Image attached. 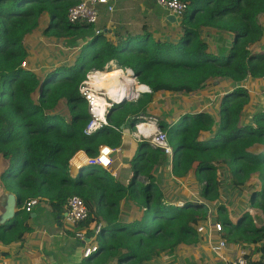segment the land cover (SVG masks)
Segmentation results:
<instances>
[{"label": "trees", "instance_id": "obj_1", "mask_svg": "<svg viewBox=\"0 0 264 264\" xmlns=\"http://www.w3.org/2000/svg\"><path fill=\"white\" fill-rule=\"evenodd\" d=\"M178 1L187 8L180 17L179 37L169 42L155 39L145 28L135 35L118 31L117 40L111 41L107 31L99 32L105 28H97L99 18L94 25L69 23L68 11L79 0H0L1 177L13 178L21 209L11 222L0 226V245L22 241L30 230L23 209L29 199L46 200L53 215L60 216L72 196L80 197L88 212L78 228L104 223L95 235L96 250L84 258L85 264H110L113 260L145 264L179 245L198 241L194 225L203 221L208 208L195 201L182 206L164 202L153 175L156 167L168 161L164 149L140 142L129 163L131 177L126 186L100 166H89L75 178L69 174V162L77 152L93 158L101 146L119 147L120 127L133 130L142 123V111L158 92L188 96L203 90L210 81L241 83L248 77H264V50L253 48L264 35V0ZM44 15L48 17L46 37L65 39L72 48L79 36L88 34V40L79 48L72 66H60L39 77L24 68L28 56L24 41L40 26ZM204 29L231 37L225 53L209 50L201 37ZM112 69H130L136 83L148 87L150 93L141 94L136 101L121 102L130 83L124 78L117 95L121 103L110 109L108 125L85 136L90 116L79 87L90 72L111 73ZM247 102V92L238 87L221 98L217 123L202 111L183 114L175 123L159 119L156 125L171 150L174 178L183 179L196 165L195 176L203 182L201 197L207 202L220 197L222 168L238 189L251 179L260 180V190L252 193L250 205L264 217V112H258L251 125L243 123ZM61 104L68 109V120L56 113ZM214 125L217 130L213 136L199 140L200 133L212 134ZM255 145L263 151H249ZM125 200L136 206L123 205L131 211L128 222L120 218ZM136 208L142 210L141 215ZM218 212L228 241L261 246L264 251V222L256 227L252 216L244 213L232 223L224 206H219Z\"/></svg>", "mask_w": 264, "mask_h": 264}, {"label": "crops", "instance_id": "obj_2", "mask_svg": "<svg viewBox=\"0 0 264 264\" xmlns=\"http://www.w3.org/2000/svg\"><path fill=\"white\" fill-rule=\"evenodd\" d=\"M111 3L113 4L112 12H107L106 8H100L101 15L98 17L99 22L97 24V28L105 26L103 30L100 29V32L107 31V38L111 41L117 40L116 35L118 31L122 30L125 34L135 35L141 34L143 28L152 33L155 39H167L168 36L163 37L157 27L159 24H162L163 27L166 26L165 17L168 16V13L165 12L164 17L155 13L157 10H155V6L150 0H111ZM143 4L146 6L147 10ZM175 19L177 22L178 18L175 17ZM47 23L48 17L45 15L42 16L40 26L36 29L34 34L33 32L35 30L28 36L29 38L26 41L28 44L36 41V43L40 45V50H42V52L45 50V55L39 54V50L37 53L34 51L31 52L30 48L27 47L28 44L25 45L28 56L24 68L34 72L39 77H42L41 74L45 67L51 64V60H46L48 54L51 55L52 49H54L51 47V44L55 42L59 44L60 42L58 41L60 40L66 42L65 39L46 37L44 35V30ZM171 30H175V28ZM209 31L214 30L204 29L201 32V37L207 43L209 50L214 54H219L221 51L225 53L231 43V37L227 35H216L215 31L212 33ZM175 33V36L168 37L173 38L172 40L167 39L162 41L176 42L181 32ZM207 35H211L210 37L213 45L208 43ZM87 40L88 37L85 41ZM85 41H82L81 46ZM44 45L48 47L45 49V47L43 48ZM81 46H79V48ZM253 48L257 51L264 50V36ZM39 59L42 62L45 60L46 65H44V63L43 65L40 64ZM121 73L123 74V72ZM209 83L212 85V91L218 92V94L214 95L212 98L211 95L213 93L207 92L206 88L188 96L169 92H158L154 95L152 102L145 110L147 113H149V110L156 112L153 115V120L156 122L159 119H164L168 123H175L183 114H195L203 111L209 114L214 122L217 123L219 121L221 96L232 89L240 87L243 88L248 95V102L244 107L241 121L251 125L254 116L258 112H263L262 94L264 92V77L257 79L248 77L241 83H234L225 79L223 82L212 81ZM226 88L230 89L227 90ZM222 90H225V92ZM165 97L166 102L164 103L162 99ZM215 98H217L218 103L215 101ZM216 130L217 126L214 125L212 134L209 132L200 133L199 140L202 141L211 138ZM159 133L161 132H158V134ZM162 137L163 142H165L163 134ZM120 142L119 147H117L118 151L110 156L112 158V165L110 168L113 170L111 175L116 178L124 175V179H122L120 183L126 186L131 177L129 163L136 154L140 142L125 129L121 132ZM157 146L161 147L160 145ZM249 151L260 153L263 151V147L255 145L249 149ZM84 155L86 154L83 151H79L74 155L73 160L69 162V174L72 178H75L79 172H83L85 168H87L86 166L79 169L80 167H78L77 164L78 159ZM102 162L106 164L104 158ZM195 168L196 165L193 166L183 179L178 180L171 174V156H169L166 163L154 169L153 175L162 191L166 204L171 206H182L187 201L203 203L208 208V215L213 220L219 222V214L217 213V215L213 216L212 209L210 208L213 202H207L201 197L203 182H200V178H196ZM2 170L3 163L0 160V226L7 225L16 217L17 213L21 211L13 189V178L9 177L3 180L1 177ZM128 170L130 172L129 175H127ZM220 175L221 187L219 190V198H223V194L226 199L230 198V202L233 201V203L234 197L236 198L235 206L233 205L232 209L225 206L226 214L230 221L236 223L244 213H249L256 227H260L264 222V217L258 208L250 205L249 195L244 193L236 196L234 193V191L243 193L245 187H248L246 189L250 188V194L258 192L261 187L259 181L251 179L247 186L238 189L230 184V175L227 169L222 168L220 170ZM9 181H12V183H9ZM255 182H257L258 185ZM195 188H198L199 191ZM192 190L195 193H193ZM124 204L131 208L136 207L128 200L123 201L122 206ZM136 209L138 212L142 213V210ZM9 210L12 214L10 217L11 219L5 221V217L8 215ZM126 212L127 214H121L120 218L128 222V214H130L131 211L127 209ZM27 214L26 225L30 230L24 233L22 241H16L10 245H0V252H5L7 254L6 256L0 255V264H85L84 251L89 247H95L96 243L94 239L97 234L96 230L98 229L99 232L100 226H104V223L97 226L93 223L87 229H80L77 225H69L64 219L65 212L60 216H54L46 200H40V205L34 208L31 213ZM78 232L84 235L83 240L76 236ZM220 237L226 240L227 246L222 251L215 252L212 247L217 244ZM244 249L251 254L250 257L253 261H258L263 257L264 251L261 246L256 248L254 245H247L241 241H228L224 233L219 236L212 232V229L206 227L202 234H198V241L195 244L188 246L179 245L172 251H167L160 257L145 264H230L237 253ZM110 264L118 263L116 260H113Z\"/></svg>", "mask_w": 264, "mask_h": 264}, {"label": "built area", "instance_id": "obj_3", "mask_svg": "<svg viewBox=\"0 0 264 264\" xmlns=\"http://www.w3.org/2000/svg\"><path fill=\"white\" fill-rule=\"evenodd\" d=\"M158 6L163 8L168 15L174 16L176 18H180L184 11L187 8L185 3H182L178 0H156ZM100 8H106L107 12H112L113 4L111 0H81L77 5L70 8L67 15V20L69 23H85V24H96L98 17L100 15ZM97 73V72H94ZM93 73H89L84 80L80 87L79 93L81 97L85 100L88 108V114L90 119L86 124L83 133L85 136H91L96 133L102 126H106V113L107 110L114 104L117 103L114 97L112 98L107 91L105 90H97L94 85L90 83V79ZM127 78V80L131 81V91L127 90L126 97L130 98V101L138 100L139 96L143 93H150L148 87L143 86L144 90H138L136 85V78L133 75V72L130 69H126L123 71V78ZM116 98V96H115ZM104 100V102H102ZM262 101H263V112H264V92L262 94ZM152 125H155V122H150ZM142 125V124H140ZM136 125V134L133 136L141 141L143 138V134H140L139 126ZM122 132V127H120ZM145 137V136H144ZM149 140L151 142V136H149ZM121 143V142H120ZM152 143V142H151ZM154 146L156 143H152ZM162 149L166 152V154L171 155V150L168 148L166 144L161 146ZM118 151V148H111L107 146H101L99 148L97 156L91 158L87 155L80 157L78 159V167L81 169L82 167L88 166H100L104 169H108L112 165V158L110 157L112 154H115ZM74 157V156H73ZM105 159L106 164H103L102 159ZM73 158L70 160L72 161ZM40 205V200L38 198H31L29 199L23 206V209L26 213H31L34 208ZM88 212L87 208L84 205L83 201L78 196H72L68 199V202L65 206V222L69 225H77L80 222H83L87 219ZM205 225V226H204ZM208 227L212 229V232L216 233L217 235H221L223 232V227L220 222L213 220L210 216H206L203 218L201 224L199 223L198 227L196 228V233L202 234L205 231V228ZM98 233V229L96 230ZM76 236L83 240L84 235L80 232L76 234ZM227 246L225 239L218 240L217 244H215L212 249L215 252L222 251ZM96 247H89L84 251V258H87L91 255V253L95 252ZM249 252L247 250H240L235 258L230 262V264H264V258H260L258 261H253L248 259Z\"/></svg>", "mask_w": 264, "mask_h": 264}, {"label": "rangeland", "instance_id": "obj_4", "mask_svg": "<svg viewBox=\"0 0 264 264\" xmlns=\"http://www.w3.org/2000/svg\"><path fill=\"white\" fill-rule=\"evenodd\" d=\"M153 4H154V6H155V10H157L155 13H157V14H159V15H161V16H165V10L163 9V8H161L160 6H158V4H157V2H156V0H150ZM144 5V4H143ZM144 7L146 8V6L144 5ZM150 7V6H149ZM146 10H147V8H146ZM101 15V14H100ZM165 19H166V26L165 27H163L162 26V24H159V26L157 27L158 29H159V32H160V34L161 35H163V37H165V36H168V37H172V36H175L176 35V33L175 32H177V33H180L181 32V28H180V26H179V18H178V20H177V22H175V23H173V22H170V21H168L167 20V17H165ZM261 24L263 25V29H264V19H261ZM173 25V26H172ZM173 28H175V30H171V29H173ZM36 32V30L33 32V34ZM40 32H42V31H40ZM209 32H214V31H209ZM211 35H207V39H208V43L210 44V45H213V42L211 41V37H210ZM264 36V35H263ZM88 37V34H83V35H81V36H79L78 38H76V40H75V46H74V48H72V47H69L68 45H66V42L64 41V40H60V41H58V42H60L59 44L58 43H52L51 44V47L52 48H54V49H52V54L51 55H49L48 53V58H46V60L47 61H50L51 60V64H48L46 67H45V69L43 70V73L41 74L42 76H44L49 70H51V69H53L54 67H60V66H72L73 64H74V61H75V58H76V56H77V54H78V50H79V46H81V43H82V41H85L86 40V38ZM167 37V39L168 40H172L173 38H168ZM29 37H27L26 39H25V41H24V46L25 45H27L28 43L26 42L27 41V39H28ZM214 38V37H213ZM81 39V40H80ZM167 39H162V40H167ZM161 40V39H160ZM221 40H223V39H221ZM27 47L28 48H30V50H31V52L32 51H34V52H36L37 53V51L39 50V54H42V55H45V53H44V51L42 52V50H40V45H38V43H36V41H34V42H31V43H29L28 45H27ZM45 47V49H46V47H48L47 45H44L43 46V48ZM36 50V51H35ZM42 53H41V52ZM49 51V50H48ZM40 60V59H39ZM39 63L40 64H42L43 65V63H44V65H46V63H45V60L42 62L41 60L39 61ZM113 70V69H112ZM111 70V71H112ZM123 76V75H122ZM121 76V77H122ZM210 82H212V81H210ZM221 82H223V80H221ZM206 91L207 92H209V93H213L212 95H211V98L214 96V95H216V94H218V92L217 91H212V85H211V83H207V85H206ZM227 89V88H226ZM228 89H230V88H228ZM227 89V90H228ZM222 91H224L225 92V90H222ZM215 92V93H214ZM126 95V94H125ZM225 94H223L222 96H221V98L224 96ZM34 99H36V96H34L33 97ZM124 98V97H123ZM172 99V98H171ZM221 100V99H220ZM162 101L165 103L166 102V97L165 98H163L162 99ZM215 101L218 103V100H217V98H215ZM213 103V102H212ZM56 113H58L59 115H61V116H63V117H65V119H69V113H68V109H67V107L65 106V105H63V104H61L58 108H57V110H56ZM154 113H156V112H152V111H150L149 110V113H147V111L145 110V113H144V110L142 111V114H144L143 116V121H147V122H149V121H152L153 120V118H154ZM153 122V121H152ZM151 124V123H150ZM152 125V124H151ZM154 126V125H153ZM155 128V127H154ZM156 129V128H155ZM125 130H127V129H125ZM128 131V133H130V134H132V135H134V134H136V129L134 128L133 130H127ZM156 131L157 130H155V132L154 133H146L145 132V134L146 135H155L156 134ZM140 134H143L144 136H145V139H148L149 140V136H146L144 133H140ZM136 136L138 137V135L136 134ZM143 136V137H144ZM153 136H151V142L152 143H154V141H153V139H152V137ZM150 141V140H149ZM164 144H166V142H164ZM164 144H162V145H160V146H163ZM156 145H158V144H156ZM167 145V144H166ZM130 174V172H129V170L127 171V175H129ZM112 179H115L116 181H121L122 179H124V175H121V176H118L117 178L115 177V176H113L112 175ZM259 181V183H260V186H261V181L260 180H258ZM257 181V182H258ZM14 182V181H13ZM257 182H255L257 185H258V183ZM9 183H12V181H9ZM236 188V187H235ZM246 188H248V187H245L244 189H243V193L242 192H235L234 191V193H235V195L237 196V195H240V194H244V193H246V195H249V197H251V195H252V193L250 194V188L249 189H246ZM196 190H198V188H195ZM199 191V190H198ZM192 192L193 193H195L193 190H192ZM222 192H223V190H222ZM198 193V192H197ZM224 193V192H223ZM227 193V192H226ZM222 197L223 198H219L216 202H213V204L211 205L212 207H210L211 209H212V214H213V216H215V215H217V213H219L218 212V208H219V206H228V208H230V209H232V206L234 205L235 206V200H236V198L234 197V203H233V201H231L230 202V198H228V199H226V197H224V195L222 194ZM258 197H259V195H258ZM258 197H257V199H258ZM191 198H193V197H191ZM216 203H217V205H216ZM215 209H214V208ZM121 210H122V214H127V210L122 206L121 207ZM139 213V215H141V213L140 212H138ZM206 216H209L208 215V212H207V214L204 216V217H206ZM203 217V218H204ZM203 218H202V220H203ZM217 218V217H216ZM201 222V221H200ZM200 222H198L196 225H194V229H195V231H196V228L198 227V225H199V223Z\"/></svg>", "mask_w": 264, "mask_h": 264}, {"label": "bare ground", "instance_id": "obj_5", "mask_svg": "<svg viewBox=\"0 0 264 264\" xmlns=\"http://www.w3.org/2000/svg\"><path fill=\"white\" fill-rule=\"evenodd\" d=\"M113 72L109 73V72H101V73H93V75L91 76L90 79V83L92 85H94L96 87L97 90H105L108 92V94L117 102V95L118 92L120 91L123 81V74L121 73L122 71H118V69H113ZM122 76V77H121ZM130 81V80H129ZM131 81L130 83L126 84V88L122 94V96L124 97L125 94L127 95V90L131 91ZM137 86H141V85H137ZM143 87V86H141ZM116 96V98H115ZM102 102H104V100H102ZM139 130L140 133H154L155 132V128L153 125L149 124V123H143L142 125L139 126ZM146 135V134H145ZM146 136H153V135H146ZM154 143L158 144V145H162L164 144L163 142V137L161 133H157L152 137Z\"/></svg>", "mask_w": 264, "mask_h": 264}, {"label": "water", "instance_id": "obj_6", "mask_svg": "<svg viewBox=\"0 0 264 264\" xmlns=\"http://www.w3.org/2000/svg\"><path fill=\"white\" fill-rule=\"evenodd\" d=\"M167 20L170 21V22H176V19H175L174 16H169V15H168V16H167ZM125 100H130V98L124 96V98L121 100V102H123V101H125ZM121 102H120V103H121ZM118 103H119V102H118ZM116 104H117V103H116ZM110 109H111V108H110ZM110 109L108 110L107 115L109 114ZM157 129H158V127H157ZM147 142H148V141H147ZM148 143L153 147V145H152L150 142H148ZM108 172H109L110 174H112V173H113L112 168H108ZM11 216H12V214L10 213V210H9L8 215L5 217V221L11 219V218H10Z\"/></svg>", "mask_w": 264, "mask_h": 264}, {"label": "clouds", "instance_id": "obj_7", "mask_svg": "<svg viewBox=\"0 0 264 264\" xmlns=\"http://www.w3.org/2000/svg\"><path fill=\"white\" fill-rule=\"evenodd\" d=\"M179 19H180V18H179ZM99 32H100V31H99ZM125 70H126V69H125ZM122 71H124V70H122ZM90 73H94V72H90ZM136 85H138V84L136 83ZM141 86H144V85H141ZM143 94H144V93H143ZM125 101H130V100H125ZM123 102H124V101H123ZM117 104H120V102H119V103L117 102ZM113 105H116V103H114ZM113 105H112V106H113ZM112 106H111L110 108H112ZM110 108H109V109H110ZM109 109H108V110H109ZM108 110H107V112H108ZM106 116H107V113H106ZM106 120H107V119H106ZM152 121L155 122L154 127L156 128L157 133L160 132L159 129H157L156 121H154V120H152ZM152 121H149V122H147V121H143L142 123H139V124H137V125H140V124H143V123H149V124H150V122H152ZM107 124H108V123H107ZM106 126H107V125H106ZM135 126H136V125H135ZM135 126H134V128H135ZM122 129H123V128H122ZM142 141H146V142L148 141V142H150L148 139H145V137L141 138V141H139V142H142ZM150 143H151V142H150ZM151 144H152V143H151ZM152 145H153V144H152ZM153 147H158V146H157V145H155V146L153 145ZM160 148H161V147H160ZM168 156H171V155H168ZM103 169H104V168H103ZM105 170H107V169H105Z\"/></svg>", "mask_w": 264, "mask_h": 264}]
</instances>
